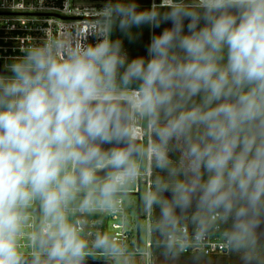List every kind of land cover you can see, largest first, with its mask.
Returning <instances> with one entry per match:
<instances>
[{"label":"clouds","instance_id":"1","mask_svg":"<svg viewBox=\"0 0 264 264\" xmlns=\"http://www.w3.org/2000/svg\"><path fill=\"white\" fill-rule=\"evenodd\" d=\"M97 22L98 42L48 40L0 74V264H25L19 240L34 202L47 231L31 237L44 249L32 264H82L87 244L70 207L113 210L149 156L166 176L146 207L160 205L174 224L176 207L195 205L231 222V250L255 249L264 238V0H162L147 10L108 0ZM164 23L147 59L129 61L111 39L114 28L130 36ZM95 246L120 252L104 236Z\"/></svg>","mask_w":264,"mask_h":264},{"label":"built area","instance_id":"2","mask_svg":"<svg viewBox=\"0 0 264 264\" xmlns=\"http://www.w3.org/2000/svg\"><path fill=\"white\" fill-rule=\"evenodd\" d=\"M102 8L100 5H86L78 0H0V74L10 75L8 66L25 50L36 44L59 39L67 45L87 46L89 43L94 44L103 39L104 24L97 22ZM141 123L142 120L136 123L135 129H140ZM148 135L149 144L153 139L149 129ZM138 140L142 142V139ZM132 184L135 189H126L118 196L113 210L98 208L88 212L87 214H91L93 219L86 224L73 220L75 218L73 215H76L74 211L78 208L70 207L67 213L69 223L77 229L82 240L87 242L84 237L86 230L92 234L94 229L102 232L104 228L109 242L120 249L117 253L102 250L101 256L141 255L145 258L146 264H156L158 257L230 259L234 252L227 245L231 222L221 221L216 215H208L205 219L201 212L170 224L171 228L164 235L161 243L165 250L155 254L153 252L154 206L148 208L145 205L144 213H141L142 193L146 194L154 190L150 156L146 157L141 175ZM128 195L139 199L137 220L129 213L125 201ZM37 208H40L39 202H34L28 210L29 219L19 240L24 259L33 258L34 255L44 257V249L38 247L31 239L33 234L43 235L47 231L41 208L39 215L36 213ZM197 233H202L199 239ZM181 244L185 246L181 248Z\"/></svg>","mask_w":264,"mask_h":264},{"label":"rangeland","instance_id":"3","mask_svg":"<svg viewBox=\"0 0 264 264\" xmlns=\"http://www.w3.org/2000/svg\"><path fill=\"white\" fill-rule=\"evenodd\" d=\"M81 3L86 5L91 4V6L100 5L104 7L108 1H94V0H78ZM162 0H135V3L138 5V9H146L148 7H152L153 4H161ZM169 2V0H167ZM96 3V4H95ZM100 3V4H99ZM171 27L170 23H165L161 25L159 28H152L150 38L153 35L160 34L164 28ZM140 129H135L138 139H142L143 146H148V128L146 127L144 121L140 124ZM136 127V126H135ZM146 164V158L143 160L142 168H144ZM154 181L157 177H164L166 173L161 172L160 170L154 168ZM127 189H135L134 184L130 185ZM154 189H155V182H154ZM166 193V192H165ZM164 194V193H163ZM162 194V197H163ZM144 196L145 193H142V200H141V213H144L145 203H144ZM163 199V198H162ZM125 201L129 210V213L132 217L137 220L139 215V199L136 196L128 195L125 197ZM170 202L169 204H171ZM71 208H77L76 204H73ZM155 214L158 220L162 219V208L160 205L154 206ZM76 215L73 220L76 222L80 221L81 223L86 224L89 220H92L93 217L91 214H87L88 212H81L79 210L74 211ZM200 212L195 205L188 209H180L179 207L175 208V222L183 221L189 216L191 213ZM144 232H142V235ZM84 237L86 241L89 243L92 242L95 245V241L97 236H95V232L93 231L92 234L88 233L87 230L84 233ZM92 247V246H91ZM114 264H146V260L141 255H134V256H114L110 257ZM156 264H264V245L257 244L255 249H242L240 251H234L230 259L222 260V259H200V258H167V257H158L156 259Z\"/></svg>","mask_w":264,"mask_h":264},{"label":"trees","instance_id":"4","mask_svg":"<svg viewBox=\"0 0 264 264\" xmlns=\"http://www.w3.org/2000/svg\"><path fill=\"white\" fill-rule=\"evenodd\" d=\"M94 1H108V0H94ZM150 7L144 9L147 10ZM143 10V9H141ZM165 24V23H164ZM161 24V25H164ZM150 33L151 26L143 25L139 28L133 27L130 30V36L122 33L118 28H114L112 31V40H120L122 43V50L126 53L129 61L135 58L143 57L147 59V46L150 43ZM155 207L157 205H154ZM195 213V212H194ZM191 213L190 215L194 214ZM188 217V216H187ZM170 224L163 221V219L158 220L155 214L154 224H153V252L155 254L164 252V246L161 245L164 235L169 231ZM263 245V244H262ZM201 259V258H200ZM226 260L225 258H220Z\"/></svg>","mask_w":264,"mask_h":264},{"label":"flooded vegetation","instance_id":"5","mask_svg":"<svg viewBox=\"0 0 264 264\" xmlns=\"http://www.w3.org/2000/svg\"><path fill=\"white\" fill-rule=\"evenodd\" d=\"M153 174H154V169H153ZM153 181H154V176H153ZM94 232H95V236L97 237L104 236L108 238L106 234V230H104V228L102 232H99L96 229H94ZM86 244H87V249H86V254L83 258L82 264H106L108 262H111L112 264H114L113 261L110 259L111 256H107V255L101 256L100 255L102 253V250H106V249L97 248L95 245L92 244V242L89 244L88 242H86ZM257 244L264 245V238H259L257 241ZM24 260H25V263H32V258L24 259Z\"/></svg>","mask_w":264,"mask_h":264},{"label":"water","instance_id":"6","mask_svg":"<svg viewBox=\"0 0 264 264\" xmlns=\"http://www.w3.org/2000/svg\"><path fill=\"white\" fill-rule=\"evenodd\" d=\"M138 10H141V9H138ZM1 73H2V72H1ZM138 141H139V143L142 144V142H141L140 140H138ZM98 175L103 176V172H99ZM162 198H163L164 200H167L168 203L172 202V197H171L167 192L163 194V197H162ZM36 213H37L38 215L40 214V208H37V209H36ZM25 264H32V263H25ZM106 264H112V263H111V262H108V263H106Z\"/></svg>","mask_w":264,"mask_h":264},{"label":"bare ground","instance_id":"7","mask_svg":"<svg viewBox=\"0 0 264 264\" xmlns=\"http://www.w3.org/2000/svg\"><path fill=\"white\" fill-rule=\"evenodd\" d=\"M165 2H167V0H165Z\"/></svg>","mask_w":264,"mask_h":264}]
</instances>
